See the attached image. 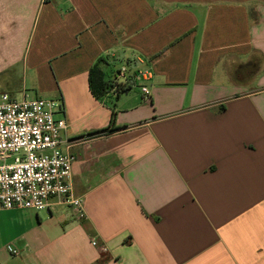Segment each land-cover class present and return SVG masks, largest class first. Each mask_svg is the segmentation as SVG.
I'll use <instances>...</instances> for the list:
<instances>
[{
  "label": "crops",
  "instance_id": "1",
  "mask_svg": "<svg viewBox=\"0 0 264 264\" xmlns=\"http://www.w3.org/2000/svg\"><path fill=\"white\" fill-rule=\"evenodd\" d=\"M3 93L61 103L87 218L0 210V264H264V0H0Z\"/></svg>",
  "mask_w": 264,
  "mask_h": 264
},
{
  "label": "built area",
  "instance_id": "2",
  "mask_svg": "<svg viewBox=\"0 0 264 264\" xmlns=\"http://www.w3.org/2000/svg\"><path fill=\"white\" fill-rule=\"evenodd\" d=\"M128 70H120L127 84ZM132 75L136 80L151 79L146 68H137ZM125 87L117 84L112 91L118 95ZM142 93L150 97V87L143 86ZM61 112L62 105L56 100L0 95V210L46 211L53 198H60L79 219L87 218L83 201L73 194L76 158L61 149L62 134L68 126L58 117ZM92 245L99 246L97 241ZM102 250L107 252L105 247ZM13 254L18 255V251Z\"/></svg>",
  "mask_w": 264,
  "mask_h": 264
},
{
  "label": "trees",
  "instance_id": "3",
  "mask_svg": "<svg viewBox=\"0 0 264 264\" xmlns=\"http://www.w3.org/2000/svg\"><path fill=\"white\" fill-rule=\"evenodd\" d=\"M103 59H99L97 63L91 68L89 73V86L91 93L97 99H103L107 94L108 91L111 89L109 83L105 81V73L102 69ZM126 89H122V92H126ZM118 93V95L120 94ZM116 124V113H112L111 118V127H114ZM123 128H117L115 130H122ZM110 129L104 130V132L109 131ZM114 131V130H113Z\"/></svg>",
  "mask_w": 264,
  "mask_h": 264
},
{
  "label": "rangeland",
  "instance_id": "4",
  "mask_svg": "<svg viewBox=\"0 0 264 264\" xmlns=\"http://www.w3.org/2000/svg\"><path fill=\"white\" fill-rule=\"evenodd\" d=\"M153 1H160V0H153ZM182 1H185V2L191 3V2H193V1H197V0H182ZM115 66H116V69H117V68H119V67H117V66H120V65H115ZM116 69H115V71H117ZM137 84L140 85L141 82H138ZM139 87H141V85H140ZM29 98L32 99V98H36V97L31 96V97H29ZM10 161H11V160H10Z\"/></svg>",
  "mask_w": 264,
  "mask_h": 264
}]
</instances>
